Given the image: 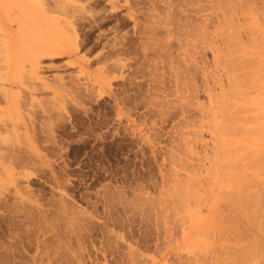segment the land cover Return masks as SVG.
<instances>
[{
    "label": "rangeland",
    "instance_id": "374dc122",
    "mask_svg": "<svg viewBox=\"0 0 264 264\" xmlns=\"http://www.w3.org/2000/svg\"><path fill=\"white\" fill-rule=\"evenodd\" d=\"M179 1L0 0V264H264V0Z\"/></svg>",
    "mask_w": 264,
    "mask_h": 264
},
{
    "label": "bare ground",
    "instance_id": "6f19581e",
    "mask_svg": "<svg viewBox=\"0 0 264 264\" xmlns=\"http://www.w3.org/2000/svg\"><path fill=\"white\" fill-rule=\"evenodd\" d=\"M183 1L184 0H180L179 1V4H181V2L183 3ZM185 1H187V0H185ZM201 1L202 0H190V7L188 8V6L187 7H185L184 8V10H183V12H186L187 13V11H190V12H192L194 15H198L199 16V12L201 11V10H203V11H205L204 9H205V5L203 4V3H201ZM188 2H189V0H188ZM203 2V1H202ZM177 4H178V2H176ZM185 4H187V2L185 3ZM243 4V3H242ZM249 4V3H248ZM186 6V5H185ZM250 6V5H249ZM180 7V6H179ZM247 7V6H246ZM243 8H245V7H243ZM240 10H247V13H248V10H250L249 9V7H248V9L247 8H245V9H240ZM241 11L242 12V15H244V14H246L245 12L246 11ZM250 11H252V10H250ZM249 11V12H250ZM239 12V11H238ZM198 13V14H197ZM251 13H253V11L251 12ZM203 14V13H202ZM237 14V13H236ZM241 15V14H240ZM241 15V16H242ZM247 15V14H246ZM248 15H249V13H248ZM203 16V15H202ZM221 16V15H220ZM249 16H251V15H249ZM253 16V15H252ZM21 17V18H20ZM20 17H18V18H20V19H18V22H19V20H20V22L18 23V26H19V31H21L23 28L21 27V24L23 23V21H26V20H24L22 17L23 16H20ZM186 17H187V15H186ZM189 17V16H188ZM245 17V19H246V16H244ZM244 17H243V19H244ZM248 17V16H247ZM254 17V16H253ZM196 18V17H195ZM200 18V17H199ZM205 18V17H204ZM207 18H208V16H207ZM17 19V18H16ZM22 19V20H21ZM198 19V18H197ZM209 19V18H208ZM253 19V18H252ZM254 19H255V17H254ZM199 20V19H198ZM204 20H207L206 18L204 19ZM203 20V21H204ZM223 20V19H222ZM17 21V20H16ZM252 21H254V20H252ZM22 22V23H21ZM255 22H256V20H255ZM208 23V22H207ZM227 23V22H226ZM262 23V22H261ZM24 25L26 24V23H23ZM246 24V23H245ZM24 25H23V27H24ZM243 25V24H242ZM22 28V29H21ZM25 28H27V27H24V29ZM248 29V28H247ZM25 31V30H24ZM248 33V32H247ZM252 35V34H251ZM260 36H261V34H259ZM249 36H250V34H249ZM262 38H263V35L261 36ZM254 38V37H253ZM248 39H249V37H248ZM252 40H254V39H252ZM262 40H264V39H262ZM261 40V38H260V42L262 41ZM251 41V40H250ZM256 40H254V42H255ZM258 41V42H259ZM20 42V41H19ZM253 42V41H252ZM253 42V43H254ZM263 42V41H262ZM33 44V43H32ZM18 45H19V43H18V40H16V38L12 35V34H9V31L6 29V25L4 24V22L0 19V94H1V97H3L4 98V100L6 101V102H8L9 101V98H10V88H11V86H12V84L13 83H15L16 82V80H17V58H18ZM21 46V45H20ZM51 47V44L49 43V42H43L42 43V45H40V47L39 48H37L38 50H39V52L41 51V52H45V51H49V48ZM259 47H261V46H259ZM263 48V47H262ZM20 49V48H19ZM52 50V49H51ZM50 50V51H51ZM48 51L46 52V53H48ZM20 52V51H19ZM38 51H36V53H37ZM37 55H38V53H37ZM44 55V54H43ZM39 56V55H38ZM37 56V59H39L40 57H38ZM259 56H261V55H259ZM262 58V57H261ZM261 62V61H260ZM261 65V63L259 64V66ZM260 68V67H259ZM264 68V67H263ZM261 70V69H260ZM253 71V70H252ZM256 71H257V69H256ZM262 71V70H261ZM260 71V72H261ZM264 71V70H263ZM262 73V72H261ZM6 84H8L9 85V87L6 85ZM11 102V104L13 105V102L12 101H10ZM9 102V103H10ZM14 106V105H13ZM12 109V108H11ZM13 110V109H12ZM15 110V109H14ZM13 110V111H14ZM0 112H1V110H0ZM8 112H9V109H8ZM15 112V111H14ZM4 113V112H3ZM3 113H2V115H3ZM6 113V112H5ZM8 114H10V112L8 113ZM5 115V114H4ZM6 116V115H5ZM8 121L3 117V116H0V132L3 130V132L4 131H6V130H8ZM11 129V128H10ZM2 133V132H1ZM1 137V136H0ZM4 140V137H2V138H0V142L1 141H3ZM7 141V140H6ZM3 143V142H2ZM6 143V142H5ZM264 199V198H263ZM261 202H262V200H261ZM261 205H262V203H261ZM263 206V205H262ZM264 207V206H263ZM264 217V216H263Z\"/></svg>",
    "mask_w": 264,
    "mask_h": 264
}]
</instances>
